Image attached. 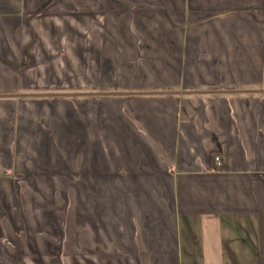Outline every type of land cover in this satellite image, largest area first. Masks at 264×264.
<instances>
[{
    "label": "crops",
    "instance_id": "crops-1",
    "mask_svg": "<svg viewBox=\"0 0 264 264\" xmlns=\"http://www.w3.org/2000/svg\"><path fill=\"white\" fill-rule=\"evenodd\" d=\"M0 264H264V0H0Z\"/></svg>",
    "mask_w": 264,
    "mask_h": 264
},
{
    "label": "built area",
    "instance_id": "built-area-1",
    "mask_svg": "<svg viewBox=\"0 0 264 264\" xmlns=\"http://www.w3.org/2000/svg\"><path fill=\"white\" fill-rule=\"evenodd\" d=\"M214 160H215V163L218 165V166H221V159H220V156L219 155H216L214 157Z\"/></svg>",
    "mask_w": 264,
    "mask_h": 264
}]
</instances>
